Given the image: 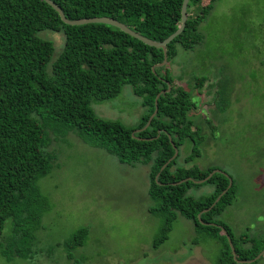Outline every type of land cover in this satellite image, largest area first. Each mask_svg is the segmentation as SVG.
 I'll list each match as a JSON object with an SVG mask.
<instances>
[{
  "label": "trees",
  "instance_id": "obj_1",
  "mask_svg": "<svg viewBox=\"0 0 264 264\" xmlns=\"http://www.w3.org/2000/svg\"><path fill=\"white\" fill-rule=\"evenodd\" d=\"M53 1L68 19L111 17L155 41L164 40L178 29L183 2ZM216 1H188L185 28L167 45L166 63L177 56L179 46L193 50L202 43L204 35L199 27ZM45 30L60 32L64 37L56 57L54 42L41 36ZM163 60L161 48L149 46L116 26L67 24L44 0H0V238L6 221H12L11 233L0 245L6 258L33 256L35 232L46 205L37 181L55 166L53 142L70 132L121 163L149 167L148 195L154 202L150 209L163 217L154 248L167 239L174 220L182 215L192 222L196 236L220 244L214 264H240L234 260L222 228L230 235L238 259H252L264 249V238L256 241L246 233L236 235L219 218L237 197L232 176L217 172L205 182H194L207 177L214 168L185 165L201 155L204 137L190 115L196 108L191 91L175 83L169 68L159 65ZM206 80L205 76L194 78V89ZM168 83L170 91L160 94L157 111L144 128L156 108V96L167 89ZM124 85L132 87L146 109L135 127L101 118L91 107L92 100L117 97ZM221 86L217 105L226 100ZM205 120L212 127L211 120ZM186 141L191 143V150L184 164H178V153L161 170L173 156L174 146L179 150ZM230 177L228 191L204 211L227 188ZM202 185H210L213 190L199 197L188 193ZM87 234L88 228L81 227L58 246H63L72 259V251L83 245Z\"/></svg>",
  "mask_w": 264,
  "mask_h": 264
},
{
  "label": "rangeland",
  "instance_id": "obj_2",
  "mask_svg": "<svg viewBox=\"0 0 264 264\" xmlns=\"http://www.w3.org/2000/svg\"><path fill=\"white\" fill-rule=\"evenodd\" d=\"M199 30L204 35L202 43L193 50L179 46L177 56L164 64L175 83L191 91L196 108L190 115L204 137L201 155L185 165L221 169L232 176L237 197L219 218L236 235L246 233L261 241L264 0H217ZM41 36L54 42L56 57L63 48L62 33L45 30ZM201 76L207 80L194 89L193 79ZM220 86L226 100L217 105ZM91 107L97 116L129 127H135L146 110L130 85H124L115 98L92 100ZM51 149L57 154L55 166L37 181L46 205L35 232L34 254L8 259L0 246V264H214L220 244L196 236L192 222L182 215L174 220L167 239L153 247L163 217L150 209L154 202L148 195L147 165L121 163L72 132L53 142ZM190 150L191 143L186 141L179 149L178 164H184ZM212 190L202 185L188 193L199 197ZM11 223L6 221L0 245L11 233ZM84 226L87 237L69 259L58 244ZM251 264H264V255Z\"/></svg>",
  "mask_w": 264,
  "mask_h": 264
},
{
  "label": "water",
  "instance_id": "obj_3",
  "mask_svg": "<svg viewBox=\"0 0 264 264\" xmlns=\"http://www.w3.org/2000/svg\"><path fill=\"white\" fill-rule=\"evenodd\" d=\"M45 2H47L48 4H50L60 15L61 19L63 20V22L67 23V24H70V25H80V24H87V23H104V24H109V25H112V26H116L118 27L119 29H121L122 31L128 33L129 35L141 40L142 42H144L145 44L149 45V46H153V47H157V48H161L164 52V60L163 62H161L159 65H164L166 62H167V56H166V51H167V45L177 36L179 35L185 28V25H186V20H187V4H188V1L189 0H183L182 2V6H181V23H180V26L178 27V29L173 32L172 34H170L167 38H165L164 40L162 41H155L153 39H150L148 37H145L141 34H139L138 32L130 29L128 26H126L124 23L114 19V18H111V17H107V16H100V17H91V18H80V19H68L63 10L61 9V7L56 3L54 2L53 0H44ZM171 89V85L170 83H168V87L166 90H162L155 98V105H156V108L154 110V112L151 114V116L149 117V120L148 122L146 123V125L144 126V128H146L151 119L154 117L156 111H157V101H158V97L160 96V94L162 93H166L168 91H170ZM174 146V145H173ZM179 153V150L177 147L174 146V154L173 156L162 166L161 170L164 169L166 167V165L171 161L173 160ZM217 172H220V173H223L225 175L228 176V174L221 170V169H214L212 172H210L208 174L207 177H205L204 179H201V180H194V182H197V183H202V182H205L206 180H208L214 173H217ZM185 180H190V178H187ZM185 180H182V181H185ZM181 181V182H182ZM232 185V178L230 177L229 178V184L227 186V188H225L218 196L217 198L215 199V201L213 202V204L205 209L204 211H208L210 210L217 202L218 200L221 198V196L223 194H225L228 189L231 187ZM201 214L199 213L198 214V218L199 220L201 221V218H200ZM201 223H204L201 221ZM206 224H209V223H206ZM227 236V239H228V242H229V245L231 247V250H232V253H233V257H234V260L240 264H243V263H252L256 260H258L263 254H264V249L261 250L259 252V254L257 256H255L254 258L252 259H248V260H241V259H238L237 258V255H236V251H235V248H234V245H233V242L231 240V237L230 235L227 233V231L222 228Z\"/></svg>",
  "mask_w": 264,
  "mask_h": 264
},
{
  "label": "crops",
  "instance_id": "obj_4",
  "mask_svg": "<svg viewBox=\"0 0 264 264\" xmlns=\"http://www.w3.org/2000/svg\"><path fill=\"white\" fill-rule=\"evenodd\" d=\"M263 255H264V254H263ZM263 255H262V256H263ZM260 258H261V257H260Z\"/></svg>",
  "mask_w": 264,
  "mask_h": 264
}]
</instances>
